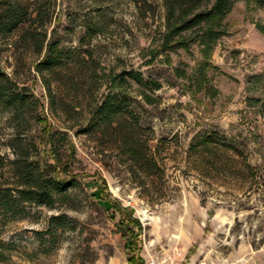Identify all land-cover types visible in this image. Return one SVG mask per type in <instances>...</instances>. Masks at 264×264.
Segmentation results:
<instances>
[{
	"label": "rangeland",
	"instance_id": "1",
	"mask_svg": "<svg viewBox=\"0 0 264 264\" xmlns=\"http://www.w3.org/2000/svg\"><path fill=\"white\" fill-rule=\"evenodd\" d=\"M24 1L33 18L42 7L43 18L0 37V68L38 99L22 136L37 147L31 160L41 166L61 159L45 173L64 186L52 206L0 209V264H130L118 227L123 220L132 227L131 216L142 225L134 256L144 264H264V7L236 4L200 86L175 72L193 75L202 55L196 42L165 45L163 0ZM36 28L66 50H88L86 71L97 68L95 78L80 80L72 60L58 73L38 72L46 46L30 37ZM123 70L159 84L147 89L127 77L122 89L141 148L148 141L158 165L154 173L132 163L118 130L87 125L91 107L110 91L107 75ZM5 118L2 150L12 156L14 130ZM211 133L236 149H190ZM13 182L8 169L0 171L2 186Z\"/></svg>",
	"mask_w": 264,
	"mask_h": 264
},
{
	"label": "trees",
	"instance_id": "2",
	"mask_svg": "<svg viewBox=\"0 0 264 264\" xmlns=\"http://www.w3.org/2000/svg\"><path fill=\"white\" fill-rule=\"evenodd\" d=\"M139 5L141 0H133ZM244 1L257 7H264V0H163L165 8V45L170 48L185 47L190 48L191 42H196L200 47L202 55L193 75L175 69L178 77L193 80L196 78L198 84L202 86L211 67V58L219 40L228 33V16L233 12L238 2ZM148 4L147 0H143ZM27 2L24 0H0V37H6L15 31L24 28L28 22L43 18V8L36 9V17ZM36 28L35 32L28 30L30 37L36 45L43 50L46 46L45 57L40 60L36 69L44 74H55L60 72L65 61L76 62L80 70L79 79H94L98 74V69L93 68L89 74L86 68L89 67V60L93 56L88 54V50L69 49L60 47V42L55 38L47 41V37L41 38ZM127 77L142 85L144 88L158 89L159 84L152 79H146L142 72L135 70H123L119 73L111 72L107 75V83L110 91L103 95L101 101L95 103L89 110L88 128L105 125L113 127L120 133L123 151L130 157L133 164L139 165L145 172L154 173L158 169L157 163L152 158V150L148 141L142 144L137 139L135 114L131 108V97L123 93L122 89L128 82ZM48 90L51 91V81L45 79ZM199 86V87H200ZM141 95L150 100L146 90ZM38 99L26 88L20 86L7 72L0 68V120L6 113V123L13 128L12 136L8 139L7 146L11 150L9 153L3 152L2 137L0 133V171L8 169L13 176V184H0V209L5 211H16L20 206L27 203H37L40 205L52 206L54 203L53 193L60 190L64 184L58 176H48L46 171L57 168L61 164V159L56 158L54 162L45 161L44 166L40 162L31 160L32 152L37 150L36 146L30 148L23 139V123L32 108L38 109ZM38 117V115H37ZM1 124V121H0ZM66 134V133H65ZM49 138L53 141L57 137L55 132H50ZM51 143H53L51 141ZM6 145V144H5ZM198 148L206 152L219 151V149L235 150V146H230L226 136L217 133L203 134L190 146V149ZM33 149V150H32ZM204 154V153H202ZM97 195V194H96ZM101 197V196H100ZM102 203L110 208L113 202L103 200ZM24 208V207H21ZM123 220L119 223V230L125 240L128 261L130 264H144V259L140 256L136 258L134 252L138 239L142 233V225L137 218L130 217L129 223Z\"/></svg>",
	"mask_w": 264,
	"mask_h": 264
},
{
	"label": "built area",
	"instance_id": "3",
	"mask_svg": "<svg viewBox=\"0 0 264 264\" xmlns=\"http://www.w3.org/2000/svg\"><path fill=\"white\" fill-rule=\"evenodd\" d=\"M152 264H155V262H152Z\"/></svg>",
	"mask_w": 264,
	"mask_h": 264
}]
</instances>
